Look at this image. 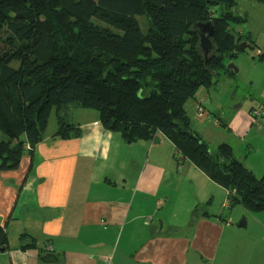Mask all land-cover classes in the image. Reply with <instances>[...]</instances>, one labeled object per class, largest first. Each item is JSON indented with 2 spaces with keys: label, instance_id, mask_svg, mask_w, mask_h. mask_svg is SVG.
<instances>
[{
  "label": "crops",
  "instance_id": "crops-1",
  "mask_svg": "<svg viewBox=\"0 0 264 264\" xmlns=\"http://www.w3.org/2000/svg\"><path fill=\"white\" fill-rule=\"evenodd\" d=\"M246 26L231 30L257 48ZM252 65L258 69L252 93L233 101L230 87L238 80L231 68L213 77L217 87L198 89L184 107L203 142L211 149L228 144L258 177L264 173V115L254 119L252 111L264 108V62ZM64 115L80 127L79 138L54 135L53 111L42 142L26 150L15 170L0 171L6 243L0 264H226L225 232L236 230L234 209L223 206L227 189L189 160L176 162L173 144L160 133L127 143L105 130L93 110L68 105ZM241 214L264 243V211L242 208Z\"/></svg>",
  "mask_w": 264,
  "mask_h": 264
},
{
  "label": "trees",
  "instance_id": "trees-1",
  "mask_svg": "<svg viewBox=\"0 0 264 264\" xmlns=\"http://www.w3.org/2000/svg\"><path fill=\"white\" fill-rule=\"evenodd\" d=\"M207 2L222 8L219 16ZM236 4L0 0V171L15 170L26 144L32 151L42 142L53 111L54 135L79 138L80 127L64 115L72 105L97 112L101 126L127 143L160 133L173 144L176 162L189 160L229 191V209L264 211V174L255 176L226 143L211 149L191 129L184 107L228 72L223 60L240 51L245 39L231 30L241 22L231 13ZM141 15L146 33L136 19ZM209 21L213 50L206 58L195 25ZM5 244L1 235L0 247Z\"/></svg>",
  "mask_w": 264,
  "mask_h": 264
},
{
  "label": "rangeland",
  "instance_id": "rangeland-1",
  "mask_svg": "<svg viewBox=\"0 0 264 264\" xmlns=\"http://www.w3.org/2000/svg\"><path fill=\"white\" fill-rule=\"evenodd\" d=\"M236 5L237 6H235V8L231 10V13L239 17L241 19V22L243 20L248 21L246 23H232V26L235 25L243 28V26L247 25L244 31H252L251 37L252 40H254L257 48H255L254 50L246 49L244 51H239L231 55L229 58H225L223 60V64L226 66V68L232 66V69L234 70L233 75L235 79L238 80V82H235V85H238L237 88H235L234 86L230 87V91L235 95V97L232 98L235 102L244 97L245 94L252 93L250 83L252 78H254L256 75L255 72L258 71L257 68L253 69L252 64L256 63V65L259 66L262 62H264V4L259 3L256 0H237ZM221 10L222 8L220 6L215 7V16H219ZM136 19L139 22L141 30L146 33L148 30V19L143 15L136 17ZM245 36H247V33L245 34ZM256 49L259 51H255ZM238 68H240V70ZM246 70L249 71L246 72ZM216 85L218 84H211L207 88L214 89L215 87H217ZM221 96L223 95H220V97ZM226 96H229V93L228 95L226 94L225 97ZM234 107L235 105H232V108ZM204 114L205 109L203 108L201 113H199L198 115L203 116ZM219 128H222L221 125L219 126ZM217 132L218 130L216 129L215 134L213 135L214 138L218 136V134H216ZM218 145L219 144L214 147H217ZM159 146L162 149L164 147L163 145ZM246 148L247 147H245V149ZM253 152L254 151H251V154ZM236 154V158H238L239 155H242V153L238 152ZM262 175H259L258 178ZM242 208V206H236L232 208L235 212V224H238V222H240L243 218V214H241ZM242 213L246 212H244L243 210ZM223 214L225 215V213ZM225 238L229 241L228 249L224 251V255L222 256L229 259L228 261H226V264H256L260 256L264 257V243L259 242V240L263 241L262 235L259 233L257 226L253 225L252 223H249L247 229L236 228V230L234 229L231 231L229 229L227 233L225 232ZM233 242H236L235 247L232 246Z\"/></svg>",
  "mask_w": 264,
  "mask_h": 264
},
{
  "label": "water",
  "instance_id": "water-1",
  "mask_svg": "<svg viewBox=\"0 0 264 264\" xmlns=\"http://www.w3.org/2000/svg\"><path fill=\"white\" fill-rule=\"evenodd\" d=\"M207 5L214 7L218 6L217 3L212 4L209 2H207ZM195 29L197 30V35L199 38V46L202 51V54L204 55V57L207 58V55L210 53L211 50H213V42H212L213 32H214L213 25L211 21H209L206 23H200L195 25ZM238 47L240 51H244L246 49H250V50L255 49V47H253L251 44L245 41L241 42ZM231 68L232 66H229L227 69H231ZM235 227L238 229H246L245 218L243 217L242 220L238 222V224H235ZM0 251L4 252V249L1 248Z\"/></svg>",
  "mask_w": 264,
  "mask_h": 264
},
{
  "label": "built area",
  "instance_id": "built-area-1",
  "mask_svg": "<svg viewBox=\"0 0 264 264\" xmlns=\"http://www.w3.org/2000/svg\"><path fill=\"white\" fill-rule=\"evenodd\" d=\"M202 109H203L202 102L200 101V99H197V112H198V114L201 113ZM263 115H264V108L255 109V110L252 111V116H253L254 119L261 118ZM25 149L26 150H30L31 149L30 145L26 144ZM223 206L227 207V209H228V207H229L228 198L224 202ZM1 235H3V229L0 227V236Z\"/></svg>",
  "mask_w": 264,
  "mask_h": 264
}]
</instances>
